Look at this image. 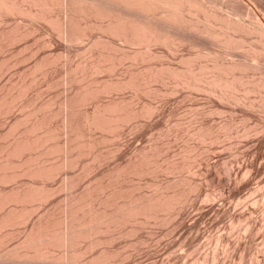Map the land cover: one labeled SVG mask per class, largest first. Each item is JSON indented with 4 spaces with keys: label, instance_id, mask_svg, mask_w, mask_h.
<instances>
[{
    "label": "rangeland",
    "instance_id": "obj_1",
    "mask_svg": "<svg viewBox=\"0 0 264 264\" xmlns=\"http://www.w3.org/2000/svg\"><path fill=\"white\" fill-rule=\"evenodd\" d=\"M247 3L251 5L252 1L247 0ZM53 10L57 11L58 9L54 8ZM9 17L11 16H3L4 20L2 17L0 18V22L4 21L3 23H0L1 25L3 24L2 27L0 25V35H2L0 37V66L2 69L0 70V113L3 112L0 114V153L2 155V157L0 155V170H2L0 171V175L4 173V177L0 176V193H7L6 195H4V193V196L2 194L0 195V203L2 202L0 206H3L0 207V209L3 208L0 211V238L2 237L0 240L1 264H12L13 262H10L11 260L14 261L13 264H264V101L262 103L260 102L264 100V86L263 88L259 87L260 89L256 88V90H254V88L249 89L251 93L246 90L248 87L250 88L254 85L253 82L261 80L260 78L264 76V51L262 52L258 49L259 51L255 53L253 50H249L255 45L254 43H256L255 46L262 44L261 47H264V38L262 36H259V38L258 36H252V38L251 36H232L239 41V45H242V47H237L236 49L232 47L234 51L233 49L228 48H226V50L225 47L222 49V44H218L220 42L218 40L215 41L214 38L211 39L210 37L198 36L201 41V38H207V40L204 39L202 41L206 45L205 49L208 51L207 52L203 49L202 51H205L203 52L204 54L200 53L202 51L198 52V50L195 49L192 51V48L189 45L185 46V44L182 45V49L179 47L178 50L170 49L167 46L163 47L164 44H162L155 45L156 47L153 46L151 49L155 50H150L149 52L144 46H140L142 48L139 47V49L142 51L140 50V53H137L139 55L136 56L137 54L134 55V53H132V51H134L132 50L133 47L126 45L125 48L127 50L124 49V51L129 52V49H131L129 54L132 53L136 58H133V55L131 54L132 57H121V59L119 58L120 53H118V51L120 50L122 54L121 50L123 49L120 47H118L120 49L114 48L113 44H107L109 42L107 37H109L108 39H111V34L108 32V35L107 32L105 33L102 29L99 30V28H96L94 25L91 26V24H85V22H79V25L75 23L73 28L76 26L77 28L69 33H72L73 35L84 34V36H82L84 39H77L79 42H77L76 39L75 41L73 39L75 42L74 44L73 41L69 39L67 40L68 37L63 40L65 33H63L61 29L63 27L66 28V25L64 26V23L61 21H56V23L59 22L57 24L58 26H56L55 22L53 23L45 20H41L40 22V20L31 21V19L28 18L21 19L15 16H12L11 18ZM8 19L10 21L9 24L11 23L10 25L7 24ZM25 22H29L30 25ZM25 24L29 26H26V29L25 27H21L22 25L25 26ZM42 25L44 27H42ZM52 25H55L58 29H55ZM33 28L35 30H33ZM83 28H86V31L83 32ZM93 28H96V32ZM42 29L45 30V32L42 31ZM80 29L83 30L81 31ZM88 29L92 31H88ZM7 30L10 32H7ZM17 31L20 33L17 34ZM21 31H23L22 34ZM52 31L60 33L56 34ZM47 34L51 35L47 36ZM104 34H107L108 36ZM20 35L23 36L20 37ZM90 35L91 37H89ZM8 38H11L10 40L13 41L14 44L11 43ZM260 39H263V41L261 40L260 42ZM17 40L18 42L16 43ZM80 40L83 43L80 42ZM111 40L113 41V39ZM102 42L108 47H105V44H102ZM118 43L121 46L124 44L122 41ZM257 43L260 44L258 45ZM93 44H97L98 47L95 48ZM208 44L210 46L214 45L215 47H210ZM74 46H79V48H75ZM258 48H260V46ZM94 49L95 51L97 50V53L93 51ZM218 50L221 52V55L223 53L225 57L218 54ZM92 51L93 53H91ZM211 51H214V53ZM105 52L107 54H105ZM154 52L157 53L158 56H156ZM141 53L142 56L140 55ZM147 53H149V56ZM194 53L195 55L197 54L196 57L199 56L200 59L204 57V60H206H200L199 57L195 58ZM209 53H212L210 57L212 60L208 58ZM245 53L246 55H244ZM87 54L88 56L93 54L91 57H93L94 60L97 59L99 62L95 61L93 63L94 60L91 59V57H87ZM161 54L162 56L160 57L159 55ZM252 54H257V56L255 55V57ZM95 55H98L99 57H95ZM110 55H113V58ZM115 55L119 60L123 61L122 63L120 61L121 64H119ZM139 56L142 58L144 56V60L140 57L138 58V61L137 57ZM151 56L155 58H151ZM186 56L188 58L187 61L185 60ZM218 56L221 57L218 58L219 60L217 59ZM51 57L53 58L51 59ZM257 57H259V59ZM127 58L130 61L132 58L133 59L130 62ZM102 59L105 61H102ZM189 59L190 61H193L194 66H191L192 61H189L190 63H188ZM194 59L198 60L195 61ZM234 59L237 61L235 62ZM260 59H262L263 62ZM55 60L56 62H54ZM136 60L138 63L135 64ZM145 60L146 62H148L147 60L150 62L146 64ZM213 60L215 63V60H217V65L219 62L220 65L218 66H224L225 60L227 62H235V67L233 69L235 72L233 71L232 74L229 75H235L237 80H239V84H237L241 89L238 87L236 91L233 90L234 92L232 91L229 93L227 91L229 97L226 96V99L220 97L219 99L216 93L212 94L208 92L209 87L207 86L209 85L207 83V85L202 83L207 82L203 79V81L200 80L199 84L203 86V88L206 87L208 91L206 88L202 89L201 86L200 90L197 87H195L194 90H192V88L188 89V86L181 82L180 77L175 80V76L173 78V73H171L173 72L171 70H177L175 69L177 66L178 70H188V68L192 67L193 69H196L192 70L195 73L200 70V73H203L202 71L206 69V67H212L211 69H215L217 65ZM245 60H248V63L251 61V64L246 63ZM7 61L9 64L11 63V65H13H10L11 68L9 70L5 69L6 67H10ZM86 61L88 63H85ZM226 61L225 65L227 64ZM238 61L241 63L243 62L242 66L241 63L238 65ZM3 62L5 65H3ZM77 62L79 65H77ZM195 62L196 64H194ZM89 63H92V66H90ZM124 63L127 67L133 69H126ZM185 63L190 65L188 66ZM205 63L207 65H205ZM49 64L54 65L50 66ZM110 64L116 67H111L112 65L110 66ZM133 64L136 66L134 65V67ZM162 64L164 65L162 66ZM75 65L80 66L78 67L80 73ZM168 65L170 66L169 68H171L170 71L167 69ZM203 65L206 67H203ZM119 66L120 69H118ZM250 66L253 68L250 69ZM90 67L92 68L90 69ZM140 67L144 70L140 69ZM28 68H30L31 71ZM38 68L40 69L38 70ZM86 68H88V71H86ZM109 68L111 69L110 72L113 73L108 72L110 70ZM145 68H147V71H145ZM240 68L242 70H240ZM243 68H247V72L246 70L243 71ZM89 69L91 71H89ZM122 69L125 70V73ZM135 69H140L141 72H139V70L136 72ZM161 69L164 71L162 72ZM211 69L208 68L207 70H209V72L207 73L205 71L203 75L205 76L207 73L212 76L211 72H214V69L213 71ZM46 70L48 72H46ZM68 70L70 74L67 72ZM81 70H83L85 74ZM97 70L101 73L99 74ZM248 70L250 71L249 73ZM251 70L253 71L251 72ZM1 71H3L4 74H2ZM149 71L154 74V76L151 77L152 79L155 78L153 81H149L148 79L151 76ZM166 71L167 73H171L172 76L167 74ZM90 72L92 73L89 74ZM96 72L98 74H95ZM131 72H133L134 75ZM260 72L263 73L261 74ZM200 73L197 72V74ZM71 74H75L74 77ZM94 74L95 76L92 77ZM156 74L159 77L158 79L155 77L157 76ZM207 74L205 77L209 76ZM141 75L143 78L139 77ZM161 75H167V78L166 76L161 77ZM68 76H70V78ZM88 76L89 78H86ZM210 76L208 78H210ZM23 77L25 79H23ZM126 77L129 81L134 82L133 86L129 85L128 80H125ZM31 78L33 82H31L32 80L30 81ZM238 78H241L242 80ZM43 79H46L45 82ZM120 79H122V81ZM173 79L174 82H172ZM262 79L264 80V77ZM134 80L137 81V83ZM21 81L22 84L24 82V84L29 86L22 85ZM93 81L96 83H94L93 86H90ZM139 81L141 83H139ZM160 81H164L165 83ZM2 82L6 83V85L2 84ZM246 82H248V84ZM250 82H252V85ZM241 83H244L245 85L247 84L248 86L242 85ZM121 84L125 85V88H120L122 86ZM140 84L142 85L140 86ZM180 84L184 86H181ZM174 85H176V87ZM22 86H26V90ZM98 86L103 87L97 89ZM107 86L110 88L112 86V90H107L109 89ZM92 88L96 89L91 91ZM113 88L114 91L120 89V92H113ZM133 88H135V91ZM196 88L198 90H196ZM82 89H85V92ZM96 90H99V92ZM101 91L102 93H100ZM103 91L107 92L103 93ZM111 91L112 93H110ZM237 91L239 92L236 93ZM254 91L259 95L254 94ZM88 92H92L90 93L92 95ZM96 92L99 93V95ZM245 92H247V94ZM74 93H77L80 98L78 95H76L75 98L72 97L75 95ZM16 94L22 95L17 96ZM88 94L90 97L92 96L91 101ZM215 96L218 99H216ZM16 97L19 98L17 99ZM71 97L73 100L69 99ZM4 98H10V102L9 99L7 101ZM77 98H79V101H77ZM260 98L261 100H259ZM239 99H243L244 101H240ZM3 101L4 106L2 104ZM73 101L76 103L74 104ZM124 101L127 104H131L127 105ZM103 102L106 106L103 105ZM119 102L122 103L120 104ZM77 103L79 104V107H77ZM118 103L122 106L118 107ZM149 103L151 105L154 104L155 106H151ZM249 104L251 105L249 106ZM145 105L151 107L149 108L147 106L150 111H147L149 109H147ZM123 106H125L126 109ZM3 107H5V110ZM100 107L104 108L101 110ZM152 107L153 109H156L157 112L156 110H153ZM112 108L116 109L117 112L120 111V113L118 112L119 114L117 115L116 110H114V112ZM118 108L122 109L118 110ZM130 109L132 110V113H136H133V117ZM93 110L96 112H103L101 114H104L106 110L108 111L102 115L103 117L98 116L99 119L97 116L90 117L94 113ZM151 110L154 113L151 112ZM110 111H113L114 113L112 114ZM138 111L140 114L142 113V115L144 112L149 115L146 116L144 113L146 117L144 115L139 116L140 114ZM72 112H74V114ZM84 112H86V115H83ZM88 113L90 114L87 115ZM111 114H115L116 117L111 116ZM125 116L130 117H128V119ZM88 117L91 119L95 118L96 120L94 119L95 121L93 120V122ZM104 117L105 119L102 120ZM112 118L117 120L114 121L115 119L113 120ZM97 120L100 122L98 121V123ZM89 122H91L92 125ZM108 122H110L113 127L110 126ZM118 122L123 125H120ZM95 124H99L102 128H100L99 125H96V127ZM113 128H115V130H113ZM116 129L119 130L117 131ZM32 136L33 138H31ZM44 136L45 139H43ZM25 138L27 139L25 140ZM28 138L31 139L29 140ZM31 140L36 141L30 142ZM43 140L45 143L41 142ZM14 141L15 143L19 142L17 144L20 145L15 144ZM80 142L85 143L81 144ZM38 143L42 145H39ZM88 143H90V145ZM94 143L96 145H94ZM32 144H34V146ZM35 144H38L40 147H36ZM87 144L89 145L88 149H86ZM21 145L25 146L27 149ZM48 145L53 149L49 150L51 147H48ZM84 145L85 148H83ZM5 146L9 148H6ZM19 146L22 147V149ZM4 147L8 149V152ZM14 147L16 149H14ZM18 147L20 152H18ZM47 147L48 149H46ZM9 149L12 151L10 152ZM25 149L31 151V153H29V151H26L25 153ZM3 150L4 152H2ZM5 151L7 153H5ZM44 151L52 153L48 155L46 152L45 154H41V152L44 153ZM9 153L11 155L14 154L12 156L13 160H10L11 156ZM18 154L24 155L21 157L18 156ZM31 154H33L34 158L36 157L37 160L36 158L34 160ZM18 157L21 158V161ZM26 157L29 160H27ZM72 160H74V162ZM7 161L8 163L6 164ZM10 161H12V163ZM27 161L31 162L28 163ZM22 162H25V164L28 165L26 166L30 169L25 167V164H22ZM20 163L23 165V168H26L25 170L22 169ZM29 165H33L34 167L32 168V166ZM50 165L53 167L52 170H50ZM56 165L59 166V170L58 166L56 168ZM36 166H38L39 169ZM10 170L12 172L17 171L12 173ZM43 170L44 172L42 173ZM48 170L52 172H49ZM45 173L46 176L49 175V177H43L42 175H45ZM54 173H56V175H53ZM9 174L12 175L10 176ZM50 174L53 176L52 179H50ZM8 175L9 177H7ZM14 175L17 178H15ZM11 177H13L14 180ZM47 178L48 180H45ZM5 179L6 181H4ZM4 182L6 183L4 184ZM34 182L39 185V187L34 185ZM39 182H41L42 185ZM28 184L29 186H27ZM31 185H34V188L30 187ZM17 186L20 187L18 188ZM24 187H27L28 190L30 189L29 191H33L34 189V193L28 192L27 188L25 189ZM40 187L41 189L43 187L41 193ZM22 188L24 190H22ZM15 189L17 190V193H19L18 196L22 195L24 196V199L27 200H24L22 196L17 197ZM37 189L39 190V193ZM45 189H48L49 191H46ZM10 190L12 192H10ZM19 190H21V192ZM8 191L10 194L12 193V197L9 196L10 194ZM43 191H46L47 193H44ZM24 192L25 194L28 192V194L25 195ZM42 194H44V196ZM46 194L52 196H48V200H46ZM6 196L11 197L12 200ZM30 196L32 197L30 198ZM38 196L41 197L39 198ZM42 196L46 197V199L42 198ZM16 198L20 200L18 201ZM5 199L10 200H8V202ZM43 200L44 202H41ZM34 201L35 205H33L34 203H30ZM10 202L12 205H10ZM13 203H17L16 206L18 205L19 207L17 206V208L15 205L13 206ZM147 204L151 205L148 206ZM14 207L16 209H14ZM36 207H38V209ZM33 208L35 209L33 210ZM19 210L20 213H18ZM11 211L13 212L11 213ZM6 212L11 214L6 216ZM25 212L27 215L26 217L24 214ZM13 214H15V216ZM29 215H32L31 218ZM20 216H22L23 219ZM50 233H52V235ZM7 234L9 237H5ZM72 234L77 235L75 236ZM30 235H33V237L31 238ZM72 236L74 237L72 238ZM4 237L6 240L3 239ZM7 238L10 239L8 240ZM25 240H28V245ZM29 240H33L32 243ZM35 241L39 243H34ZM2 242L7 243L3 244ZM20 242L24 244L22 245ZM40 243L41 245L39 246L38 244ZM33 245H35L36 248L33 247ZM49 246L51 247L50 249H52L50 251L48 249ZM14 249H17V251ZM35 250H37L36 252L39 254L36 253V255H33ZM27 251L33 253L30 254ZM18 252H20V254ZM48 252L54 256L52 257L50 255V258L52 257L54 259H49ZM28 253L30 255H28ZM43 255L45 257H43ZM34 256L36 258H34ZM63 257L64 261L61 259ZM69 258L70 261H68ZM38 261H42L43 263Z\"/></svg>",
    "mask_w": 264,
    "mask_h": 264
},
{
    "label": "bare ground",
    "instance_id": "obj_2",
    "mask_svg": "<svg viewBox=\"0 0 264 264\" xmlns=\"http://www.w3.org/2000/svg\"><path fill=\"white\" fill-rule=\"evenodd\" d=\"M250 1V0H249ZM252 1V4L250 5L249 3H247V0H0V15H2V16H0V18L2 17V19L4 20V18H3V16H5V17H7V15L8 16H15V17H17V18H21V19H24V18H28V19H31V21L32 20H40V22H41V20H45V21H48V22H55L56 23V21H61V22H63L64 23V26L66 25V28H62L61 29V31L63 32V33H65V37L63 38V40L66 38V37H68L67 38V40L69 39V40H71V41H73V39H74V41H75V39L77 40H79L80 38L82 39H84V37H82V36H84V34H81V35H73L72 33H69L70 31H73V29H75V28H77V26L75 27V28H73V25L75 24V23H77V25H79L78 23L79 22H85V24H91V26L92 25H94L96 28H99V30L100 29H102V30H104L105 31V33L107 32V34H108V32L111 34V39H113V41L111 40V39H108L109 37H107V40L109 41H107V40H105L106 42H108L107 44H113V46H114V48H118V47H120L121 49H123V50H121L122 51V54H121V52H120V50L118 51V53H120V55H119V58H121V57H132V53H134V55H136L137 53H140L139 51L141 50V49H139V47L140 46H144V48L145 49H147L148 50V52L150 51V50H155V49H151V48H153V46H157V45H162V44H164L163 45V47L165 46H167V47H169L170 49H179V47L181 48L182 47V45L183 44H185V46L186 45H189L191 48H192V51L195 49V50H198V52L199 51H202L203 49H205V44L202 42L204 39H206L207 40V38H201L202 39V41L200 40V38L199 37H201V36H205V37H210L211 39L212 38H214V40L215 41H219L220 43H218V44H222V49H223V47H225V49L226 48H228V49H236L237 47H242V45L240 44L239 45V41L237 40V39H234V37H232V36H251V38H252V36H258V38H259V36H262L263 38H264V0H251ZM58 9L57 11H54L53 9ZM11 17H9V18H11ZM17 20V19H16ZM30 21V22H31ZM4 21H2V22H0V23H3ZM9 19L7 20V24L8 25H10L9 24ZM12 22V21H11ZM16 22V21H15ZM26 23V22H25ZM29 23V22H28ZM28 23H26V24H28ZM32 23V22H31ZM35 23V22H34ZM46 23V22H45ZM59 23V22H58ZM58 23H56V26H58L57 24ZM6 24V25H7ZM14 24H16V23H14ZM23 24V23H22ZM25 24V26H21V27H25V29H26V25ZM47 24H49V23H47ZM46 24V25H47ZM1 25V24H0ZM3 25V24H2ZM2 25H1V27H2ZM19 25V24H18ZM28 25H30V23L28 24ZM35 25V24H34ZM50 25H51V23H50ZM83 25H84V23H83ZM82 25V26H83ZM13 26V25H12ZM32 26V25H31ZM48 26V25H47ZM53 26V25H52ZM88 26V25H87ZM6 27V26H5ZM11 27V26H10ZM10 27H9V30H10ZM27 27H29V26H27ZM42 27H44L43 25H42ZM49 27H51V26H49ZM49 27H48V29H49ZM53 27H55V25L53 26ZM84 27H85V25H84ZM20 28V27H19ZM18 28V29H19ZM41 28V27H40ZM39 28V29H40ZM57 27H55V29H56ZM60 28V27H59ZM89 28L91 29V27L89 26ZM95 28V29H96ZM3 29H4V27H3ZM2 29V30H3ZM58 29V28H57ZM84 29V28H83ZM82 29V30H83ZM90 29H88V31L90 30ZM94 28H93V30L96 32V30H95ZM5 30V29H4ZM3 30V31H4ZM9 30H7V32H10ZM33 30H35L34 28H33ZM45 30H46V28H45ZM45 30H43L42 29V31H44L45 32ZM54 30V29H53ZM81 30V29H80ZM80 30H79V32H80ZM81 30V31H82ZM101 30V31H102ZM24 31V30H23ZM23 31H21V34L23 33ZM40 31V30H39ZM50 31V30H49ZM56 31V30H55ZM55 31H52V32H55ZM84 31H86V28L83 30V32ZM90 31H92V30H90ZM93 31V32H94ZM100 31V32H101ZM103 31V32H104ZM5 32H6V30H5ZM15 32H16V30H15ZM15 32H13V33H15ZM41 32V31H40ZM48 32V31H47ZM99 32V33H100ZM18 33H20L19 31H17V34ZM30 33V32H29ZM36 33V32H35ZM34 33V34H35ZM49 33V32H48ZM56 33V32H55ZM60 33V32H59ZM59 33H56V34H59ZM74 33V32H73ZM98 33V34H99ZM3 34V33H2ZM42 34V33H41ZM41 34H40V36H41ZM46 34V33H45ZM89 34H90V32H89ZM107 34H104V35H107ZM49 35H51V34H49ZM48 34H47V36H49ZM86 35V34H85ZM109 35V34H108ZM107 35V36H108ZM2 35H0V37H1ZM15 36V35H14ZM16 36H18V35H16ZM23 36V35H22ZM21 35H20V37H22ZM29 36V35H28ZM199 36V37H198ZM4 37V36H3ZM11 37V36H10ZM13 37V36H12ZM56 37V36H55ZM60 37V36H59ZM89 37H91V35L89 36ZM94 37V36H93ZM254 37V38H255ZM24 38V37H23ZM97 38V37H96ZM238 38H240V37H238ZM3 39V38H2ZM9 39V38H8ZM11 39V38H10ZM9 39V40H10ZM17 39V38H16ZM21 39V38H20ZM86 39V38H85ZM7 40V39H6ZM19 40V39H18ZM18 40L16 41V43L18 42ZM22 40V39H21ZM51 40H54V39H51ZM62 40V39H61ZM77 40V42H79ZM205 40V41H206ZM246 40H247V38H246ZM250 40H252V39H250ZM261 40L263 41V39H260L259 41L261 42ZM11 41V40H10ZM55 41H56V39H55ZM73 41V42H74ZM120 41H122L123 43V45L121 46L118 42H120ZM214 41V42H215ZM243 41V40H242ZM46 42V41H45ZM52 42V41H51ZM54 42V41H53ZM64 42V41H63ZM80 42H82L81 40H80ZM210 42V41H209ZM212 42V41H211ZM258 42V41H257ZM1 43V42H0ZM5 43V42H4ZM3 43V44H4ZM7 43V42H6ZM11 43H13V41H11ZM49 43V42H48ZM48 43H46V44H48ZM59 43V42H58ZM62 43V42H61ZM68 43V42H67ZM83 43V42H82ZM87 43V42H86ZM104 42H102V44H103ZM242 44H245V43H243V42H241ZM3 44H1V45H3ZM14 44V43H13ZM45 44V45H46ZM57 44V43H56ZM70 44V43H69ZM74 44H75V42H74ZM78 44V43H77ZM76 44V45H77ZM95 44V43H94ZM93 44V45H94ZM101 44V45H102ZM105 44V43H104ZM207 44V43H206ZM213 44V43H212ZM255 45H256V43H254ZM253 44V45H254ZM258 45L260 44V43H257ZM12 45V44H11ZM51 45V44H50ZM80 45V44H79ZM85 45V44H84ZM99 45H100V43H99ZM126 45H128V46H132L133 47V49L132 50H134V51H132V53H130L129 54V52L131 51V49H129L130 51L129 52H125L124 51V49L125 50H127L125 47H126ZM209 45V44H208ZM216 45V44H215ZM219 45V46H220ZM246 45V44H245ZM253 46V47H251V49H249V50H253L255 53H257V51H259L258 49H260L262 52L264 51V47L262 46L261 47V45H259L260 46V48H258L259 46ZM5 46V45H4ZM47 46V45H46ZM66 46V45H65ZM64 46V47H65ZM68 46V45H67ZM73 46V45H72ZM83 46V45H82ZM91 46V45H90ZM95 46V48H97L98 46H97V44L96 45H94ZM105 47H108L106 44L104 45ZM136 48H135V47ZM155 46V47H156ZM210 46V45H209ZM214 46V45H213ZM213 46H210V47H213ZM217 46V45H216ZM218 46V47H219ZM248 46V45H247ZM11 47V46H10ZM10 47H8V48H10ZM55 47H56V45H55ZM75 47V46H74ZM81 47V46H80ZM130 47H128V48H130ZM162 47V46H161ZM160 47V48H161ZM215 47V46H214ZM233 47V48H232ZM249 47V46H248ZM247 47V48H248ZM5 48V47H4ZM48 48H50V47H48ZM72 48V47H71ZM75 48H79V46L78 47H75ZM101 48H102V46H101ZM112 48V47H111ZM120 48H118V49H120ZM140 48H142V47H140ZM186 48H188V47H186ZM185 48V49H186ZM207 48V47H206ZM217 48V47H216ZM245 48V47H244ZM55 49V48H54ZM100 49V48H99ZM104 49V48H103ZM157 49H159V48H157ZM162 49V48H161ZM164 49V48H163ZM166 49V48H165ZM182 49V48H181ZM190 49V48H189ZM208 49V48H207ZM209 49H212V48H209ZM213 49H215V48H213ZM218 49V48H217ZM234 49H233V51H234ZM241 49V48H240ZM246 49V48H245ZM68 50V49H67ZM101 50V49H100ZM107 50H108V48H107ZM160 50V49H159ZM216 50V49H215ZM227 50V49H226ZM242 50V49H241ZM85 51H87V50H85ZM91 51V50H90ZM93 51H95V49L93 50ZM93 51L91 52V53H93ZM97 51V50H96ZM95 51V52H96ZM102 51V50H101ZM142 51V50H141ZM163 51V50H162ZM182 51V50H181ZM205 51H207L206 49H205ZM205 51H202V52H200V53H203V52H205ZM217 51V50H216ZM223 51V50H222ZM236 51V50H235ZM240 51V50H239ZM247 51V50H246ZM245 51V52H246ZM55 52V51H54ZM104 52V51H103ZM145 52V51H144ZM156 52V51H155ZM154 52V53H155ZM161 52V51H160ZM160 52H159V54H160ZM170 52H171V50H170ZM173 52V51H172ZM175 52V51H174ZM176 52H178V51H176ZM195 52V51H194ZM208 52V51H207ZM210 52V51H209ZM211 52H213L214 53V51H211ZM218 52H219V50H218ZM243 52H244V50H243ZM261 52V53H262ZM5 53H6V51H5ZM5 53H3V54H5ZM79 53H81V52H79ZM88 53H90V52H88ZM97 53V52H96ZM110 53V52H109ZM116 53V52H115ZM151 53V52H150ZM162 53V52H161ZM226 53V52H225ZM251 53V52H250ZM250 53H249V55H250ZM260 53V52H259ZM259 53H258V55H259ZM264 53V52H263ZM54 54V53H53ZM52 54V55H53ZM58 54V53H57ZM86 54V53H85ZM103 54V53H102ZM101 54V55H102ZM105 54H107L106 52H105ZM132 54V55H131ZM144 54V53H143ZM146 54V53H145ZM148 54V56H149V53H147ZM156 54V56H158L157 55V53H155ZM163 54V53H162ZM162 54L161 55H159L160 57L162 56ZM204 54V53H203ZM212 54V53H211ZM211 54L209 53V55H208V58L209 59H211L210 57H211ZM218 54H220L221 55V52H219ZM248 54V53H247ZM91 55V54H90ZM93 55V54H92ZM91 55V56H92ZM100 55V56H101ZM114 55V54H113ZM113 55H110L111 57L113 56ZM117 55V54H116ZM115 55V56H116ZM133 55V58L135 57ZM139 54H137L136 56H138ZM141 56H142V53L140 54ZM152 55H153V53H152ZM191 55V54H190ZM194 55H195V53H194ZM194 55H192V56H194ZM215 55V54H214ZM233 55V54H232ZM244 55H246V53L244 54ZM243 55V56H244ZM248 55V56H249ZM253 56H257V54H252ZM83 56H84V53H83ZM82 56V57H83ZM87 57H91V56H88V54L86 55ZM85 56V57H86ZM96 56H98V55H95V57ZM106 56V55H105ZM114 56V57H115ZM141 56H139V57H137V59L138 58H140ZM154 56V55H153ZM197 56V54L195 55V58H198V57H196ZM201 56V55H200ZM204 56V55H203ZM221 56H223V57H225L224 55H223V53H222V55ZM251 56V55H250ZM255 56V57H256ZM260 56V55H259ZM99 57V56H98ZM146 57H147V55H146ZM189 57V56H188ZM205 57H206V55H205ZM214 57H216V56H214ZM220 56H218L217 57V59L219 58ZM245 57V56H244ZM264 57V56H263ZM53 57H51V59H52ZM56 58V57H55ZM106 58V57H105ZM104 58V59H105ZM108 58V57H107ZM113 58V57H112ZM112 58H110V59H112ZM116 58H117V56H116ZM132 58V59H133ZM136 58V57H135ZM142 58V57H141ZM143 58H144V56H143ZM142 58V59H143ZM151 58H155V57H152L151 56ZM157 58V57H156ZM183 58V57H182ZM186 59V61H187V56L185 57ZM207 58V57H206ZM221 58V57H220ZM230 58V57H229ZM232 58V57H231ZM251 58H252V56H251ZM258 59H259V57H257ZM261 58V57H260ZM8 59V58H7ZM85 59V58H84ZM90 59V58H89ZM91 59H93V57H91ZM104 59H102V61H105ZM110 59H109V61H110ZM122 59V58H121ZM124 59H126V58H124ZM132 59H131V61H132ZM141 59V60H142ZM146 59V58H145ZM148 59V58H147ZM181 59V58H180ZM184 59V58H183ZM182 59V60H183ZM190 59H193V58H190ZM190 59L188 60V63H190L191 61H190ZM199 59H200V57H199ZM204 60V57H202L200 60ZM225 59V58H224ZM223 59V60H224ZM228 59V58H227ZM242 59V58H241ZM244 59V58H243ZM258 59H256V60H258ZM54 60V59H53ZM57 60V59H56ZM56 60L54 61V62H56ZM94 60V59H93ZM92 60V61H93ZM100 60H101V58H100ZM108 60V59H107ZM115 60V59H114ZM114 60H112V61H114ZM127 60H129L128 58H127ZM127 60H126V62H127ZM144 60V59H143ZM195 61L196 60H198V59H194ZM206 60V59H205ZM204 60V61H205ZM212 60V59H211ZM219 60V59H218ZM222 60V59H221ZM229 60V59H228ZM235 60V62L237 61L236 59H234ZM240 60V59H239ZM251 60V59H250ZM261 61H262V59H260ZM20 61V60H19ZM23 61V60H22ZM83 61V60H82ZM85 61V60H84ZM90 61V60H89ZM99 62V61H97V59L96 60H94L93 61V63L94 62ZM109 61H107V62H109ZM117 61H119V64H121L123 61H121V60H119L118 58H117ZM120 61H121V63H120ZM125 61V60H124ZM130 61V60H129ZM130 61V62H131ZM138 61H139V59H138ZM138 61L136 60V62L135 61H133V62H135V64L136 63H138ZM148 62H150L149 60H147ZM190 61V62H189ZM210 61V60H209ZM216 61V63L214 62V60H213V62L217 65V60H215ZM226 61V60H225ZM225 61H224V66H218V65H220L219 64V62H218V65L216 66L217 67V69H216V67H215V69H214V72H211V75L212 76H210V74H207L208 72H209V70H207L208 68H212V67H206L205 65H207L206 63H208V62H206L205 63V65H203V67L205 66L206 67V69H202L203 71V73H200L201 72V70L200 71H196V73L194 72V71H192V70H196V69H193L192 67L191 68H188V70H178V66L175 68V69H177V70H171V68H169L170 66V63H169V65H168V68L167 69H169L168 71H173V72H171V73H173V78H174V76H175V80L177 79V78H179L180 77V80H181V82L183 83V84H186V86H188V89L190 88H192V90H194V88L195 87H197V88H199V90L201 89V87H202V89H204V88H206V87H204L203 88V86H201L199 83H200V80H205V81H207V82H202V83H204L205 85H209V86H207V87H209V91L207 90V88H206V90L208 91V92H210V93H216V95H218V98L220 97V98H225L226 99V96H228L229 97V93L230 92H232L233 90H237L238 89V84H239V80H237V78L235 77V75H229V74H232V72L234 71L235 72V70H233L234 69V67H235V62L233 61V62H227V64L225 65ZM231 61V60H230ZM244 61V60H243ZM248 61V60H247ZM246 60H245V62L246 63H248ZM259 61V60H258ZM263 61H264V59H263ZM262 61V62H263ZM54 62H52V63H54ZM81 62V61H80ZM91 62V61H90ZM106 62V63H107ZM141 62V61H140ZM145 62H146V60H145ZM148 62H146V64L148 63ZM153 62V61H152ZM152 62H151V66H152ZM200 62V61H199ZM202 62V61H201ZM211 62V61H210ZM239 62V61H238ZM261 62V63H262ZM2 63V62H1ZM4 63V62H3ZM7 63H8V61H7ZM82 63V62H81ZM85 63H88L87 61L85 62ZM100 63H103V62H100ZM116 63V62H115ZM129 63V62H128ZM128 63H127V65H128ZM181 63H182V61H181ZM198 63V62H197ZM240 63L241 62H239V64L238 65H240ZM243 63V62H242ZM242 63H241V66H242ZM246 63H244V64H246ZM256 63H257V61H256ZM9 64V63H8ZM40 64V63H39ZM55 64V63H54ZM54 64H49L50 66L51 65H54ZM90 64V63H89ZM88 64V65H89ZM92 64V63H91ZM90 64V66H92ZM114 64V63H113ZM130 64V63H129ZM132 64V63H131ZM135 64H133V66L135 65ZM144 64V63H143ZM146 64H144V65H146ZM186 64V63H185ZM194 64H196V62L194 63ZM211 64V63H210ZM210 64H208V65H210ZM222 64V63H221ZM248 64H251V61H250V63H248ZM254 64V63H253ZM264 64V63H263ZM3 65H5V63L3 64ZM11 65V63L9 64V66ZM16 65V64H15ZM14 65V66H15ZM41 65V64H40ZM77 65H79V63L77 62ZM84 65V64H83ZM86 65V64H85ZM96 65V64H95ZM112 64H110V66H111ZM124 65H125V63H124ZM124 65H121V66H124ZM142 65V64H141ZM164 64H162V66H163ZM182 65V64H181ZM184 65V64H183ZM186 65H188V64H186ZM185 65V66H186ZM190 65V64H189ZM188 65V66H189ZM193 65V61L191 62V66ZM198 65V64H197ZM197 65H195V66H197ZM200 65H202V64H200ZM214 65V64H213ZM238 65H236V66H238ZM11 66H13V65H11ZM11 66L8 68V67H6L5 69H10L11 68ZM41 66H43V65H41ZM46 66V65H45ZM74 66V65H73ZM76 66V65H75ZM82 66V65H81ZM109 66V67H110ZM126 66V65H125ZM130 66V65H129ZM136 66V65H135ZM134 66V67H135ZM139 66V65H138ZM156 66V65H155ZM159 66V65H158ZM173 66V65H172ZM194 66V65H193ZM210 66H212V65H210ZM253 66V65H252ZM258 66V65H257ZM2 67H4V66H2ZM36 67V66H35ZM34 67V68H35ZM77 67V69H78V67H80V66H76ZM104 67H108V66H104ZM111 67H116V66H114V65H112ZM142 67H143V65H142ZM142 67H140V69H143ZM147 67V66H146ZM199 67V66H198ZM201 67V66H200ZM240 67V66H239ZM243 67H245V66H243ZM255 67V66H254ZM261 67V66H260ZM32 68V67H31ZM92 67H90V69H91ZM100 68H102V67H100ZM118 68V67H117ZM129 67H127L126 66V69H128ZM149 68V67H148ZM151 68V67H150ZM153 68V67H152ZM160 68V67H159ZM164 68V67H163ZM162 68V69H163ZM173 68V69H174ZM183 68H185V67H183ZM195 68V67H194ZM236 68H238V67H236ZM253 68V67H252ZM251 68V66H250V69H252ZM256 68V67H255ZM258 68V67H257ZM261 68H263V67H261ZM260 68V69H261ZM29 70H30V68H28ZM28 69H27V71H28ZM37 69V68H36ZM40 68H38V70H39ZM73 69V68H72ZM75 69V68H74ZM82 69V68H81ZM88 68H86V71H88L87 70ZM89 69V71H91ZM105 69V68H104ZM110 69V68H109ZM116 69V68H115ZM118 69H120V66H119V68ZM131 69H133V68H129L128 70H131ZM140 69H138L139 70V72H141L140 71ZM147 68H145V71H147L146 70ZM157 69V68H156ZM162 69H161V71H162ZM187 69V68H186ZM201 69V68H200ZM213 69H211L212 71H213ZM244 69V68H243ZM247 69V68H246ZM246 69H244L243 71H245ZM0 70H2L1 69V66H0ZM7 70V71H8ZM32 70H34V69H32ZM45 70V69H44ZM71 70V69H70ZM76 70V69H75ZM79 70V69H78ZM106 70V69H105ZM123 70V69H122ZM127 70V71H128ZM136 70V69H135ZM138 70H136V72L138 71ZM144 70V69H143ZM150 70V69H149ZM152 70V69H151ZM155 70V69H154ZM160 70V69H159ZM197 70H198V68H197ZM240 70H242L241 68H240ZM254 70V69H253ZM253 70H251V72L253 71ZM31 71V70H30ZM35 71V70H34ZM83 73H84V71L83 70H81ZM98 71V70H97ZM107 71V70H106ZM105 71V72H106ZM111 71V69L108 71V72H110ZM112 71H113V69H112ZM117 71V70H116ZM125 70H123V72H124ZM133 71V70H132ZM144 71V72H145ZM153 71V70H152ZM164 71V70H163ZM162 71V72H163ZM207 72L206 74L207 75H209L210 76V78H208L209 76H207V77H205L206 76V74H205V76L203 75L204 74V72ZM239 71V70H238ZM2 72V74H4L3 73V71H1ZM6 72V71H5ZM40 72V71H39ZM42 72V71H41ZM46 72H48L47 70H46ZM45 72V73H46ZM67 72H69V70L67 71ZM76 72V71H75ZM95 72V71H94ZM93 72V73H94ZM107 72V73H108ZM129 72V71H128ZM133 72H135V71H133ZM133 72H131V73H133ZM150 72V71H149ZM154 72V71H153ZM152 72V73H153ZM197 72H199L200 74H197ZM239 72H241V71H239ZM246 72H247V70H246ZM250 71L248 70V73H249ZM255 72V71H254ZM253 72V73H254ZM256 72H257V70H256ZM28 73V72H27ZM27 73H26V75H27ZM44 73V72H43ZM42 73V74H43ZM71 73H72V71H71ZM79 73H80V70H79ZM92 72H90L89 74H91ZM98 73L100 74L101 72H99L98 71ZM97 72L95 73V74H98ZM102 73H104V72H102ZM110 73H113V72H110ZM125 73V72H124ZM146 73V72H145ZM151 73V72H150ZM151 73V76L148 78L149 79V81L150 80H154L155 78H151V77H153L154 76V74H152ZM155 73V72H154ZM156 73H157V71H156ZM159 73H160V71H159ZM166 73H167V71H166ZM165 73V74H166ZM171 73H167V74H170L171 76H172V74ZM247 73V74H248ZM253 73H251V74H253ZM259 73V72H258ZM257 73V74H258ZM261 73V72H260ZM263 73V72H262ZM261 73V74H262ZM1 74V73H0ZM29 74V73H28ZM47 74V73H46ZM45 74V75H46ZM68 74V73H67ZM69 74H70V72H69ZM85 74V73H84ZM95 74L92 76V77H94L95 76ZM135 74H138V73H135ZM162 74V73H161ZM241 74V73H240ZM256 74V75H257ZM264 74V73H263ZM23 75H24V73H23ZM71 75H73V77H74V75L75 74H71ZM78 75V74H77ZM80 75V74H79ZM82 75V74H81ZM88 75V74H87ZM86 75V76H87ZM127 75V74H126ZM133 75H134V73H133ZM150 75V74H149ZM157 75V74H156ZM169 75V76H170ZM177 75H179V76H177ZM205 77V79H204V77ZM236 75H237V72H236ZM255 75V76H256ZM28 76V75H27ZM35 76V75H34ZM130 76V75H129ZM136 76V75H135ZM135 76H133V77H135ZM164 76H166V78H167V75H164ZM164 76H162L161 75V77H164ZM177 76V77H176ZM241 76V75H240ZM242 76H243V73H242ZM245 76V75H244ZM258 76H260V75H258ZM0 77H1V75H0ZM30 77V76H29ZM69 78H70V76H68ZM72 77V78H73ZM77 77V76H76ZM75 77V78H76ZM79 77V76H78ZM85 77V76H84ZM83 77V78H84ZM122 77H123V75H122ZM121 77V78H122ZM139 77H141V78H143V76L141 75V76H139ZM155 77H157L156 79H158L159 77H158V75L157 76H155ZM203 77V78H202ZM239 77V76H238ZM264 76H262V78H263ZM3 78V77H2ZM34 78H36V77H34ZM33 78V79H34ZM42 78V77H41ZM68 78V79H69ZM74 78V79H75ZM86 78H89V76L88 77H86ZM124 78H125V75H124ZM123 78V79H124ZM129 78V77H128ZM170 78V77H169ZM168 78V79H169ZM172 78V77H171ZM207 78V79H206ZM248 78H250V77H248ZM262 78H260L261 80H256L255 78H253V79H255L256 81V83L255 82H253V86L252 87H246L245 89L247 90V91H249V89H251V88H254V90H256V88H258V89H260L261 87L263 88V86H264V80L262 79ZM22 79V78H21ZM23 79H25L24 77H23ZM77 79V78H76ZM118 79V78H117ZM131 79V78H130ZM136 79V78H135ZM167 79V80H168ZM238 79H241V78H238ZM247 79V78H246ZM7 80V79H6ZM11 80V79H10ZM9 80V81H10ZM32 80V78L30 79V81ZM36 80V79H35ZM38 80H40V79H38ZM45 80L46 79H43V81L45 82ZM71 80V79H70ZM87 80V79H86ZM91 80H92V78H91ZM95 80V79H94ZM97 80V79H96ZM109 80V79H108ZM108 80H107V82H108ZM121 81H122V79H120ZM125 80H128L127 79V77H126V79ZM132 80V79H131ZM137 80V79H136ZM160 80V79H159ZM161 80H162V78H161ZM172 80V79H171ZM180 80H178V81H180ZM202 80V81H203ZM242 80V79H241ZM250 80H252V79H250ZM2 81H3V79H2ZM22 81H24V80H22ZM22 81H21V84H22ZM135 81V80H134ZM138 81V80H137ZM137 81H135L136 83H137ZM141 81V80H140ZM139 81V83H141ZM147 81V80H146ZM168 81H170V80H168ZM167 81V82H168ZM199 81V82H198ZM237 81V82H236ZM243 81H244V79H243ZM246 81V80H245ZM4 82V81H3ZM2 82V84H5L6 85V83H3ZM8 82V81H7ZM18 82V81H17ZM29 82V81H28ZM27 82V83H28ZM31 82H33V80L31 81ZM37 82V81H36ZM42 82V81H41ZM88 82V81H87ZM98 82V81H97ZM128 82H129V85H132L133 86V84H134V82L132 81H129L128 80ZM156 82V81H155ZM160 82H162V81H160ZM164 82V81H163ZM162 82V83H163ZM171 82V81H170ZM172 82H174V79H173V81ZM241 82V81H240ZM13 83V82H12ZM26 83V82H25ZM40 83V82H39ZM89 83H90V81H89ZM89 83H88V85H89ZM92 84L90 85V86H93V84L94 83H96V82H91ZM119 83H120V81H119ZM127 83V82H126ZM143 83V82H142ZM148 83H151V82H148ZM165 83V82H164ZM176 83V82H175ZM207 83V84H206ZM238 83V84H237ZM245 83V82H244ZM244 83H241L242 85H245ZM247 84H248V82H246ZM251 83V85H252V82H250ZM249 83V84H250ZM1 84V83H0ZM15 84H17V83H15ZM14 84V85H15ZM23 84H24V82H23ZM22 84V85H23ZM29 84H30V82H29ZM32 84V83H31ZM36 84V83H35ZM51 84V83H50ZM99 84V83H98ZM97 84V85H98ZM104 84V83H103ZM109 84V83H108ZM107 84V85H108ZM112 84H114V83H112ZM146 84H147V82H146ZM246 84V85H247ZM20 85V84H19ZM24 85H26V84H24ZM48 85H49V83H48ZM97 85H95V86H97ZM101 85H102V83H101ZM116 85H117V83H116ZM122 86L120 87V88H122L123 89V87L125 86V85H123V84H121ZM138 85V84H137ZM142 84H140V86H141ZM177 85V84H176ZM176 85H174L175 87H176ZM181 85V84H180ZM179 85V86H180ZM203 85V84H202ZM245 85V86H246ZM21 86V85H20ZM27 86V85H26ZM25 86V87H26ZM29 86V85H28ZM27 86V87H28ZM94 86V87H95ZM100 86V85H99ZM97 87V89H99V88H102V87ZM104 86H105V84H104ZM113 86H115V85H113ZM136 86V85H135ZM181 86H184V85H181ZM191 86V87H190ZM201 86V87H200ZM248 86V85H247ZM22 87H24V86H22ZM22 87H21V89H22ZM25 87H24V89H25ZM26 87V88H27ZM89 87V86H88ZM87 87V88H88ZM107 87H109V86H107ZM106 87V88H107ZM118 87V86H117ZM116 87V88H117ZM130 87V86H129ZM138 87V86H137ZM143 87V86H142ZM146 87V86H145ZM150 87V86H149ZM242 87V86H241ZM260 87V88H259ZM86 88V87H85ZM106 88H105V90H106ZM111 88H112V86H111ZM110 87H109V89H107V90H112ZM115 88V89H116ZM125 88V87H124ZM151 88V87H150ZM187 88V87H186ZM196 88V90H198ZM240 88V87H239ZM19 89H20V87H19ZM80 89V88H79ZM90 89V88H89ZM94 89H96V88H94ZM93 88L91 89V91L92 90H94ZM127 89V88H126ZM131 89V88H130ZM134 89V91H135V88H133ZM137 89V88H136ZM142 89V88H141ZM147 89H148V87H147ZM146 89V90H147ZM241 89V88H240ZM243 89V88H242ZM23 90V89H22ZM26 90V89H25ZM83 90V89H82ZM85 90V89H84ZM83 90V91H84ZM101 90V89H100ZM104 90V89H103ZM120 90V89H119ZM118 90V91H119ZM143 90H145V89H143ZM261 90H263V89H261ZM20 91V90H19ZM77 91H81V90H77ZM87 91V90H86ZM96 91H98L99 92V90H96ZM116 92H118L117 90H115ZM114 91V88H113V92H115ZM140 91V90H139ZM213 91V92H212ZM227 91L229 92V93H227ZM240 91V90H239ZM239 91H237L236 93H238ZM242 91H245V90H242ZM85 92V91H84ZM107 91H103V93H106ZM120 92V91H119ZM168 92V91H167ZM166 92V93H167ZM170 92H172V91H170ZM205 92V91H204ZM234 92V91H233ZM250 92V91H249ZM255 92V91H254ZM259 92H261V91H259ZM258 92V93H259ZM18 93V92H17ZM87 93V92H86ZM89 93V92H88ZM90 93H92V92H90ZM89 93V94H90ZM95 93V92H94ZM97 93V92H96ZM100 93H102V91L100 92ZM110 93H112V91L110 92ZM169 93V92H168ZM235 93V94H236ZM246 94H247V92H245ZM251 93V92H250ZM13 94V93H12ZM75 95L74 96H72V97H76V95H78L77 93H74ZM89 94H88V96H89ZM98 95H99V93H97ZM234 94V93H233ZM241 94V93H240ZM239 94V95H240ZM246 94H244V95H246ZM254 94H257L256 92L254 93ZM262 94V93H261ZM260 94V95H261ZM264 94V93H263ZM262 94V95H263ZM17 95V94H16ZM19 95H22V94H18L17 96H19ZM81 95V94H80ZM84 95V94H83ZM90 95H92V94H90ZM251 95H253V94H251ZM250 95V96H251ZM257 95H259V94H257ZM85 96V95H84ZM94 96H95V94H94ZM93 96V97H94ZM233 96H235V95H233ZM243 96V95H242ZM256 96V95H255ZM264 96V95H263ZM13 97V96H12ZM69 97V96H68ZM72 97L71 98H69L70 100L72 99ZM78 97H79V95H78ZM92 97V96H91ZM90 96H89V98H91ZM98 97V96H97ZM231 97V96H230ZM7 98V97H6ZM17 99L19 98V97H16ZM15 98V99H16ZM80 98V97H79ZM79 98H77V101H79L78 99ZM85 98V97H84ZM83 98V99H84ZM215 98H216V96H215ZM218 98H216V99H218ZM219 98V99H220ZM236 98H238V97H236ZM245 98V97H244ZM246 98H247V96H246ZM262 98V97H261ZM261 98L259 99V100H261ZM5 99V98H4ZM9 99V102H10V98H8ZM8 99H5V100H7L8 101ZM86 99H88V98H86ZM231 99V98H230ZM255 99V98H254ZM253 99V100H254ZM3 100V99H2ZM73 100V99H72ZM75 100V99H74ZM92 100V98L90 99V101ZM114 100V99H113ZM116 100V99H115ZM119 100V99H118ZM117 100V101H118ZM232 100H233V97H232ZM240 100V99H239ZM243 99H241L240 101H242ZM245 100H247V99H245ZM249 100H251V99H249ZM15 101V100H14ZM13 101V102H14ZM76 101V100H75ZM76 101V102H77ZM87 101V100H86ZM89 101V100H88ZM112 101V100H111ZM220 101H222V100H220ZM223 101H225V100H223ZM228 101V100H227ZM244 101V100H243ZM255 101V100H254ZM264 100H262V101H260L261 103L263 102ZM0 102H1V99H0ZM69 102V101H68ZM74 102V101H73ZM76 102H74V104L76 103ZM82 102H85V101H82ZM113 102H115V101H113ZM112 102V103H113ZM125 102V101H124ZM237 102V101H236ZM245 102H247V101H245ZM66 103V102H65ZM69 103H71V102H69ZM79 103V102H78ZM77 103V104H78ZM87 103V102H86ZM104 103V102H103ZM111 103V104H112ZM120 104L122 103V102H119ZM118 103V104H119ZM126 103V102H125ZM250 103V102H249ZM2 104H3V106H4V101L2 102ZM68 104V103H67ZM80 104V103H79ZM79 104L77 105V107H79ZM85 104V103H84ZM99 104V103H98ZM102 104V103H101ZM110 104V105H111ZM115 104V103H114ZM117 104V105H118ZM120 104L118 105V107L120 106ZM127 104V103H126ZM125 104V105H126ZM129 105L131 104V103H128ZM127 104V105H128ZM150 104V103H149ZM148 104V105H149ZM248 104V103H247ZM263 104H264V102H263ZM263 104H261V105H263ZM71 105V104H70ZM72 105H73V103H72ZM81 105V104H80ZM100 105V104H99ZM103 105H105V103L103 104ZM110 105H108V106H110ZM124 105V104H123ZM147 105V106H148ZM151 105V104H150ZM149 105V106H150ZM154 105V104H153ZM153 105H151V106H153ZM251 104H249V106H250ZM254 105V104H253ZM260 105V104H259ZM101 106V105H100ZM106 106V105H105ZM111 106H113V105H111ZM122 106V105H121ZM120 106V107H121ZM146 105H145V107H147ZM148 106V107H149ZM155 106V105H154ZM157 106V105H156ZM255 106V105H254ZM1 107H2V105H1ZM72 107V106H71ZM99 107V106H98ZM123 107H125V106H123ZM132 107V106H131ZM147 107V109H149V108H151V107H149L148 108ZM4 108V110H5V107H3ZM70 108V107H69ZM73 108V107H72ZM101 108V110L104 108H102V107H100ZM116 108V107H115ZM129 108V107H128ZM263 108V107H262ZM68 109V108H67ZM77 109V108H76ZM95 109V108H94ZM107 109H109V108H107ZM113 109V111L114 110H116V109H114V108H112ZM111 109V110H112ZM119 109H122V108H118V110ZM124 109V108H123ZM125 109H126V107H125ZM124 109V110H125ZM134 109H135V107H134ZM139 109V108H138ZM145 109V108H144ZM152 109H153V107H152ZM158 109V108H157ZM73 110V109H72ZM105 110V109H104ZM103 110V111H104ZM123 110V111H124ZM140 110V109H139ZM143 110V109H142ZM153 110H156V109H153ZM0 111H1V109H0ZM66 111V110H65ZM90 111H92V110H90ZM98 111V110H97ZM108 110H106V112H107ZM113 111H110V112H112V114L115 112H113ZM122 111V110H121ZM130 111H131V113H132V110L130 109ZM147 111H150V109L149 110H147ZM93 115H91L90 117L92 118V116L93 117H95V116H102V115H104V114H101V113H103V112H101V111H98V112H96V111H94L93 110ZM109 112V113H110ZM116 112H117V110H116ZM119 113H120V111H118ZM117 112V115L119 114ZM128 112V111H127ZM142 112V111H141ZM151 112H153L152 110H151ZM156 112H157V110H156ZM3 112H1L0 114H2ZM73 114H74V112H72ZM86 112H84L83 113V115L85 114ZM134 113V112H133ZM133 113H132V117H133ZM138 113H139V111H138ZM145 113V112H144ZM144 113H143V115H144ZM154 113V112H153ZM81 114V113H80ZM90 113H88L87 115H89ZM111 114V116H115L116 117V115L114 114V115H112ZM122 114H123V112H122ZM125 114V113H124ZM129 114V113H128ZM134 114H136V113H134ZM140 114V113H139ZM146 114V113H145ZM82 115V114H81ZM86 115V114H85ZM110 115V114H109ZM142 115V113L139 115V116H141ZM142 115V116H143ZM147 115H149L148 113L146 114V116ZM150 115H151V113H150ZM75 116H76V114H75ZM120 116V115H119ZM127 116V115H126ZM125 116V117H126ZM136 116V115H135ZM145 116V115H144ZM145 116V117H146ZM86 117V116H85ZM103 117V116H102ZM105 117H106V115H105ZM105 117L102 119V120H104L105 119ZM128 117H130V116H128ZM128 117H126V118H128ZM66 118V117H65ZM75 118V117H74ZM89 118V117H88ZM91 118H89V119H91ZM99 118V117H98ZM110 118V117H109ZM136 118H137V116H136ZM87 119V118H86ZM95 119V118H94ZM94 119H91L92 121L94 120ZM100 119V118H99ZM113 119V118H112ZM115 119V118H114ZM113 119V120H114ZM122 119V118H121ZM120 119V120H121ZM129 119V118H128ZM67 120V119H66ZM96 120V119H95ZM94 120V121H95ZM107 120V119H106ZM111 120V119H110ZM109 120V121H110ZM117 119H115L114 121H116ZM124 120H126V119H124ZM91 121V122H92ZM93 121V122H94ZM99 120H97V122H98ZM112 121V120H111ZM126 121H128V120H126ZM130 121H131V119H130ZM33 122V121H32ZM35 122V121H34ZM69 122H71V121H69ZM69 122H67V123H69ZM91 122H89V123H91ZM100 122V121H99ZM98 122V123H99ZM105 122V121H104ZM103 122V123H104ZM121 122V121H120ZM88 123V124H89ZM102 123V122H101ZM109 123V125L110 126H112L111 124H110V122H108ZM113 123V122H112ZM119 123V122H118ZM123 123V122H122ZM126 123V122H125ZM34 124V123H33ZM38 124V123H37ZM85 124H86V122H85ZM115 124V123H114ZM120 124V123H119ZM35 125V124H34ZM38 125H40V124H38ZM69 125H71V124H69ZM91 125H92V123H91ZM96 125H99V124H95V126ZM103 125H106V124H103ZM120 125H123V124H120ZM31 126H32V124H31ZM89 126V125H88ZM87 126V127H88ZM108 126V125H107ZM116 126V125H115ZM33 127V126H32ZM69 127H71V126H69ZM86 127V128H87ZM91 127H93V126H91ZM97 127V126H96ZM99 127H100V125H99ZM98 127V128H99ZM113 127V126H112ZM122 127V126H121ZM100 128H102V126L100 127ZM109 128H111V127H109ZM109 128H107V129H109ZM33 129V128H32ZM35 129H37V128H35ZM90 129V128H89ZM88 129V130H89ZM95 129H97V128H95ZM94 129V130H95ZM112 129V128H111ZM38 130V129H37ZM91 130V129H90ZM113 130H115V128H113ZM117 130V129H116ZM119 130V129H118ZM117 130V131H118ZM48 131V130H47ZM46 131V132H47ZM50 132V131H49ZM113 132V131H112ZM28 133V132H27ZM30 133V132H29ZM51 133V132H50ZM47 134H48V132H47ZM29 135V134H28ZM46 135V134H45ZM115 135V134H114ZM23 136V135H22ZM29 136H31V135H29ZM25 137V136H24ZM43 137V136H42ZM21 138V137H20ZM31 138H33V136L31 137ZM30 138V139H31ZM35 138V137H34ZM37 138V137H36ZM41 138V137H40ZM27 138H25V140H26ZM29 139V138H28ZM29 139V140H30ZM43 139H45V136H44V138ZM38 140H40V139H38ZM37 140V141H38ZM17 141V140H16ZM34 141H36V140H31L30 142H34ZM41 142H43V143H45L44 142V140L43 141H41ZM49 142V141H48ZM47 142V143H48ZM92 142V141H91ZM94 142V141H93ZM14 143H15V141H14ZM17 143H19V142H16L15 144H17ZM46 143V144H47ZM81 143V142H80ZM85 143V142H84ZM83 142L81 143V144H84ZM39 144V143H38ZM36 145V147L37 146H39V145H42V144H39V145ZM46 144H45V146H46ZM89 145H90V143H88ZM87 144V148L86 149H88V145ZM10 145H11V143H10ZM17 145H20V144H17ZM22 145H24V144H22ZM21 145V146H22ZM33 146H34V144H32ZM80 145V144H79ZM78 145V146H79ZM86 145V144H85ZM85 145H84V147L83 148H85ZM94 145H96L95 143H94ZM94 145H91V146H94ZM9 146V145H8ZM16 146V145H15ZM44 146V147H45ZM6 148H9V147H7V146H5ZM4 147V148H5ZM17 147V146H16ZM20 147V146H19ZM19 147H18V150H19ZM22 147H25V146H22ZM22 147H20L21 149H22ZM40 147V146H39ZM43 147V146H42ZM48 147H51V146H49L48 145ZM48 147L46 148V149H48ZM58 147V146H57ZM79 147H81V146H79ZM3 148V149H4ZM5 148V150H7V152H8V149H6ZM26 148V147H25ZM32 148V147H31ZM30 148V149H31ZM56 148V147H55ZM60 148V147H59ZM78 148V147H77ZM2 149V148H1ZM13 149V148H12ZM14 149H16L15 147H14ZM27 149V148H26ZM25 149V153H26V151H29V150H26ZM44 150H46L45 148H43ZM51 149H53L52 147L51 148H49V150H51ZM17 150V151H18ZM58 150V149H57ZM9 151L11 152L12 150L11 149H9ZM14 151V150H13ZM24 151V150H23ZM37 151V150H36ZM88 151V150H87ZM2 152H4V150L2 151ZM6 151H5V153H7ZM15 152V151H14ZM18 152H20V150L18 151ZM45 152L46 151H44V153L43 152H41V154H45ZM13 153V152H12ZM24 153V152H23ZM28 153V152H27ZM29 153H31V151H29ZM39 153V152H38ZM47 153V152H46ZM52 153V152H51ZM51 153H47V155L48 154H51ZM10 154V153H9ZM15 154H16V152H15ZM21 154V153H20ZM40 154V153H39ZM38 154V155H39ZM0 155H1V153H0ZM8 155V154H7ZM14 155V154H13ZM13 155H11L10 154V156H11V159L10 158H8V159H10V160H13ZM22 155H24V154H22ZM22 155H19L18 154V156H21L22 157ZM32 156H33V159L35 160V158H34V155L33 154H31ZM4 156H5V154H4ZM3 156V157H4ZM37 156V155H36ZM43 156V155H42ZM1 157H2V155H1ZM0 157V158H1ZM6 158V159H7ZM15 158V157H14ZM18 158H20V157H18ZM27 158V157H26ZM25 158V159H26ZM28 158H29V156H28ZM27 158V160H29ZM38 158H39V156H38ZM3 159V158H2ZM7 159V160H8ZM17 159V158H16ZM24 159V158H23ZM31 159V158H30ZM36 160H37V158H36ZM20 161H21V158H20ZM24 161V160H23ZM26 161V160H25ZM73 162H74V160H72ZM11 163H12V161H10ZM14 162V161H13ZM28 162V161H27ZM31 162V161H30ZM30 162H28V163H30ZM70 162H71V160H70ZM72 162V163H73ZM0 163H1V161H0ZM2 163H3V161H2ZM8 163V161L6 162V164ZM15 163H17V162H15ZM14 163V164H15ZM32 163H33V161H32ZM31 163V164H32ZM36 163V162H35ZM47 163V162H46ZM10 164V163H9ZM21 164V163H20ZM22 164H25V162L23 163L22 162ZM21 164V165H22ZM34 164V163H33ZM64 164V163H63ZM2 165V164H1ZM20 165V166H21ZM27 164H25V167H27L26 166ZM38 165V164H37ZM41 165V164H40ZM39 165V166H40ZM48 165H49V163H48ZM47 165V166H48ZM54 165V164H53ZM5 166V165H4ZM18 166H19V164H18ZM29 166H32V168L34 167L33 165H29ZM43 166V165H42ZM44 166H46V165H44ZM55 166V165H54ZM57 166L58 165H56V168H57ZM64 166V165H63ZM62 166V167H63ZM1 167V166H0ZM3 167V166H2ZM17 167V166H16ZM37 168H38V166H36ZM36 167H35V169H36ZM49 167V166H48ZM4 168V167H3ZM27 168H29V167H27ZM43 168V167H42ZM45 168V167H44ZM52 168L53 167H51V165H50V170H52ZM7 169V168H6ZM21 169V168H20ZM22 169H26V168H23V165H22ZM21 169V170H22ZM30 169V168H29ZM39 169V168H38ZM46 169V168H45ZM44 169V170H45ZM12 170H13V168H12ZM15 170V169H14ZM18 170V169H17ZM16 170V171H17ZM32 170V169H31ZM34 170V169H33ZM44 170L42 171V173L44 172ZM58 170H59V166H58ZM0 171H2V170H0ZM6 171V170H5ZM4 171V172H5ZM8 171V170H7ZM16 171H11L10 170V172H12V173H15ZM20 171V170H19ZM35 172H37L36 170H34ZM46 171V170H45ZM49 171V170H48ZM21 172V171H20ZM25 172V171H24ZM34 172V173H35ZM49 172H52V171H49ZM6 173V172H5ZM9 173V172H8ZM26 173V172H25ZM31 173H32V171H31ZM41 173V172H40ZM39 173V174H40ZM58 173V172H57ZM2 174V173H1ZM4 174V173H3ZM3 174L2 175H0L1 177L3 176ZM19 174V173H18ZM28 174H29V172H28ZM48 174V173H47ZM6 175V174H5ZM10 176L12 175V174H9ZM9 175L7 176V177H9ZM31 175V174H30ZM51 175V174H50ZM53 175H56V173H54ZM18 176V175H17ZM31 176H33V175H31ZM36 176V175H35ZM43 177L44 176H46V173H45V175H42ZM48 177H49V175H47ZM46 176V177H47ZM4 177V176H3ZM6 177V176H5ZM14 177H15V175H14ZM39 177V176H38ZM43 177H42V179H43ZM52 175H51V178L50 179H52ZM11 178H13V177H11ZM15 178H17V177H15ZM2 179V178H1ZM9 179V178H8ZM7 179V180H8ZM41 179V180H42ZM13 180H14V178H13ZM12 180V181H13ZM45 180H48V178L47 179H45ZM4 181H6V179L4 180ZM10 181V180H9ZM8 181V182H9ZM43 181V180H42ZM1 182V181H0ZM44 182V181H43ZM6 182H4V184H5ZM36 183L38 184V182L36 181ZM35 182H34V185H37ZM39 183H41V182H39ZM33 185V186H34ZM41 185H42V183H41ZM27 186H29V184L27 185ZM32 185L30 186V187H33ZM38 187H39V185H37ZM18 187V186H17ZM20 187V186H19ZM18 187V188H19ZM37 187V188H38ZM44 187V186H43ZM43 187H42V189H41V187H40V193H41V190H43ZM15 188V187H14ZM14 188H13V191H14ZM25 188V187H24ZM27 188V187H26ZM25 188V189H26ZM34 188V187H33ZM16 190V189H15ZM22 190H24L23 188H22ZM27 190H28V188H27ZM30 190V189H29ZM28 190V192H33L34 193V189H33V191H29ZM36 190V189H35ZM46 191L48 190V189H45ZM20 192H21V190H19ZM37 191H38V193H39V190L37 189ZM36 191V192H37ZM44 192V193H47V192ZM49 191V190H48ZM4 192V191H3ZM9 192V191H8ZM10 192H12L11 190H10ZM10 192H9V194H10ZM23 192V191H22ZM28 192H26V194H28ZM5 193V194H4ZM3 194L4 195H6L7 193L6 192H4ZM48 193H50V192H48ZM2 194V192L0 193V195ZM2 194V195H3ZM14 194H15V192H14ZM16 196L17 197H19V196H22V195H19L18 196V194L19 193H17V190H16ZM24 194H25V192H24ZM25 194V195H26ZM30 194V193H29ZM37 194V193H36ZM52 194V193H51ZM3 195V196H4ZM12 195V193L9 195V196H11ZM43 196H44V194H42ZM47 195V194H46ZM27 196H29V195H27ZM33 196V195H32ZM32 196H30V198L32 197ZM42 196V198H44V199H46V197H47V199L46 200H48V196H50V195H47L46 197H43ZM52 196V195H51ZM50 196V197H51ZM7 197V196H6ZM5 197V198H6ZM12 197V196H11ZM11 197H7V198H10L11 200H12V198ZM14 197V196H13ZM23 197V199H24V196H22ZM22 197H20V198H22ZM35 197V196H34ZM39 198L41 197V196H38ZM37 197V198H38ZM0 198H1V196H0ZM29 198V199H30ZM3 199H4V197H3ZM10 199H8V200H10ZM14 199V198H13ZM17 199V198H16ZM28 199V200H29ZM36 199V198H35ZM1 200V199H0ZM6 200V199H5ZM5 200H3V201H5ZM8 200H6V201H8ZM18 200V199H17ZM20 200V199H19ZM18 200V201H19ZM24 200H27V199H24ZM32 200H34V199H32ZM39 200V199H38ZM17 201V202H18ZM9 202V201H8ZM13 202V201H12ZM23 202H25V201H23ZM41 202H44V200L43 201H41ZM2 203V202H1ZM0 203V204H1ZM7 203V202H6ZM11 203V202H10ZM30 203H34L33 205H35V201L34 202H30ZM39 203H40V201H39ZM7 204H9V203H7ZM17 204V203H16ZM16 204H14L13 203V206L15 205V207H17L16 206ZM19 204H20V202H19ZM37 204V203H36ZM43 204V203H42ZM5 205V204H4ZM10 205H12V203L10 204ZM41 205V204H40ZM148 206L149 205H151V204H147ZM154 205V204H153ZM2 206V205H1ZM0 206V207H1ZM38 206V205H37ZM3 207V206H2ZM14 207V209H16ZM19 207V206H18ZM17 207V208H18ZM22 207H24V206H22ZM28 207V206H27ZM26 207V208H27ZM39 207V206H38ZM38 207H36L37 209H38ZM143 207V206H142ZM6 208V207H5ZM10 208H12V207H10ZM9 208V209H10ZM1 209H3V208H1ZM1 209H0V211H1ZM7 209V208H6ZM23 209H25V208H23ZM28 209V208H27ZM30 209V208H29ZM35 208H33V210H34ZM10 210H13V209H10ZM20 210H21V208H20ZM20 210L18 211V213H20ZM32 210V209H31ZM5 211V210H4ZM14 211V210H13ZM13 211H11V213L13 212ZM22 211H25V210H22ZM21 211V212H22ZM27 211H29V210H27ZM3 212V211H2ZM16 212V211H15ZM14 212V213H15ZM30 212V211H29ZM35 212H36V210H35ZM7 213V212H6ZM10 213V212H9ZM10 213V214H11ZM10 214H6V216L7 215H10ZM25 214V217L27 216L26 215V212L24 213ZM23 214V215H24ZM30 214V213H29ZM14 216H15V214H13ZM12 215V216H13ZM22 215V216H23ZM22 216H20L22 219H23V217ZM31 216L32 215H29V217L31 218ZM10 217V216H9ZM8 217V218H9ZM19 217V218H20ZM25 217H24V219H25ZM12 218V217H11ZM17 219H18V217H17ZM28 219V218H27ZM30 220V219H29ZM20 221V220H19ZM3 222V221H2ZM4 224V223H3ZM2 225V224H1ZM25 225V224H24ZM23 225V226H24ZM2 226H4V225H2ZM19 226V225H18ZM4 227H6V226H4ZM16 227V226H15ZM14 227V228H15ZM22 227V226H21ZM21 227H17V228H21ZM1 229V228H0ZM4 229V228H3ZM8 229V228H7ZM16 229V228H15ZM5 230V229H4ZM12 230V229H11ZM20 231V230H19ZM3 232V231H2ZM6 232V231H5ZM7 232H9V231H7ZM16 232V231H15ZM18 232V231H17ZM73 233V232H72ZM13 234H15V233H13ZM51 235H52V233H50ZM1 235V234H0ZM55 235V234H54ZM72 235H75V234H72ZM77 235V234H76ZM75 235V236H76ZM9 237V235L7 234L5 237ZM12 236V235H11ZM10 236V237H11ZM28 236V235H27ZM47 236V235H46ZM50 236V235H49ZM5 237L3 238V239H5ZM29 237V236H28ZM30 237L32 238L33 237V235L31 236L30 235ZM39 237H41V236H39ZM38 237V238H39ZM43 237V236H42ZM74 236H72V238H73ZM81 237V236H80ZM2 238V237H1ZM1 238H0V240H1ZM30 238V239H31ZM37 238V237H36ZM47 238H49V237H47ZM51 238V237H50ZM56 238V237H55ZM71 238V237H70ZM76 238V237H75ZM8 239V238H7ZM10 239V238H9ZM8 239V240H9ZM25 239V238H24ZM23 239V240H24ZM35 239V238H34ZM78 239H79V236H78ZM6 240V239H5ZM4 240V241H5ZM43 240H44V238H43ZM47 240V239H46ZM56 240V239H55ZM54 240V241H55ZM72 240V239H71ZM75 240V239H74ZM73 240V241H74ZM76 240H77V238H76ZM3 241V240H2ZM26 241V240H25ZM28 241V240H27ZM27 241H26V244H27ZM30 241V240H29ZM32 241L33 240H31L30 242L32 243ZM37 241V240H36ZM34 242V243H39V242ZM39 241H40V239H39ZM8 242V241H7ZM7 242H4V243H7ZM24 242V241H23ZM49 242V241H48ZM3 243V242H2ZM3 243V244H4ZM21 243V242H20ZM25 243V242H24ZM24 243H21L22 245L24 244ZM51 243V242H50ZM54 243V242H53ZM28 244H29V242H28ZM27 244V245H28ZM44 244H45V242H44ZM43 244V245H44ZM2 245V244H1ZM20 245V244H19ZM39 246L41 245V243L40 244H38ZM37 245V246H38ZM16 246V245H15ZM25 246V245H24ZM24 246H22V247H24ZM32 246V245H31ZM50 246H51V244H50ZM48 247V249H49V251L50 250H52V249H50L51 247ZM2 247V246H1ZM20 247V246H19ZM30 247V246H29ZM33 247H35V245H33ZM43 247V246H42ZM16 248V247H15ZM26 248V247H25ZM31 248V247H30ZM36 248V247H35ZM39 248V247H38ZM44 248H47V247H44ZM5 249H7V248H5ZM11 249V248H10ZM13 249V248H12ZM28 249V248H27ZM32 249V248H31ZM43 249V248H42ZM9 250V249H8ZM15 251H17V249H14ZM23 250V249H22ZM34 250V249H33ZM39 250V249H38ZM0 251H1V248H0ZM21 251V250H20ZM26 251V250H25ZM37 250H35L34 252L35 253H33V252H31V253H33V255L35 254L36 255V252ZM40 251V250H39ZM42 251V250H41ZM43 251H44V249H43ZM42 251V252H43ZM47 251V250H46ZM22 252V251H21ZM23 252H24V250H23ZM27 252H29V251H27ZM45 252V251H44ZM8 253H9V251H8ZM19 254H20V252H18ZM17 253V254H18ZM30 253V252H29ZM28 253V255H30ZM41 253V252H40ZM49 253V259H51L52 257H54V256H52L51 255V253L50 252H48ZM15 254H16V252H15ZM22 254V253H21ZM25 254V253H24ZM37 254H39V253H37ZM47 254V253H46ZM10 255V254H9ZM23 255V254H22ZM26 255V254H25ZM32 255V256H33ZM50 255L52 256L51 258H50ZM1 256H2V254H1ZM17 256V255H16ZM18 257V256H17ZM43 257H45L44 255H43ZM2 258V257H1ZM9 258V257H8ZM21 258V257H20ZM27 258H29V257H27ZM33 258V257H32ZM32 258H30V259H32ZM34 258H36L35 256H34ZM38 258V257H37ZM41 258H42V256H41ZM60 258V257H59ZM67 258V257H66ZM44 259V258H43ZM47 259V258H46ZM45 259V260H46ZM49 259H48V261H49ZM52 259H54V258H52ZM62 260L64 259V257L63 258H61ZM2 260V259H1ZM6 260V259H5ZM9 260V259H8ZM22 260V259H21ZM33 260V259H32ZM38 260H39V258H38ZM4 261V260H3ZM2 261V262H3ZM35 261V260H34ZM37 261V260H36ZM64 261V260H63ZM68 261H70V258H69V260ZM6 262H7V260H6ZM10 262H13L14 263V261L13 260H11ZM38 262H40V261H38ZM42 262V261H41ZM40 262V263H41ZM12 263V264H13ZM37 263V262H36ZM43 263V262H42ZM67 263V262H66ZM1 264V263H0ZM4 264V263H3ZM11 264V263H10Z\"/></svg>",
    "mask_w": 264,
    "mask_h": 264
}]
</instances>
